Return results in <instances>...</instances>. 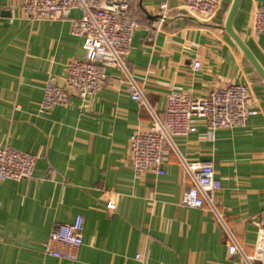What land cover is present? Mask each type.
<instances>
[{"label":"crops","instance_id":"1","mask_svg":"<svg viewBox=\"0 0 264 264\" xmlns=\"http://www.w3.org/2000/svg\"><path fill=\"white\" fill-rule=\"evenodd\" d=\"M162 3L172 22L162 19ZM231 3L223 0L212 24H224ZM23 4L0 0V147L37 162L32 179L0 182V264H244L229 247L236 242L253 254L264 229V82L236 43L219 28L179 20L183 0H133L142 27L127 73L107 69L97 96L40 114L46 81L64 84L67 64L88 54L71 34L79 10L31 22ZM259 8L264 0H242L234 28L264 68V36L252 32ZM130 79L146 104L131 99ZM230 84L250 85L258 100L245 127L210 135L196 119L195 133L168 144L163 176L134 172L131 139L149 132L154 115L163 120L170 94L200 99ZM192 163L214 170V196L201 209L183 204L195 184L185 167ZM117 196L110 215L107 201ZM77 216L84 219L78 261L45 255L52 228Z\"/></svg>","mask_w":264,"mask_h":264},{"label":"built area","instance_id":"2","mask_svg":"<svg viewBox=\"0 0 264 264\" xmlns=\"http://www.w3.org/2000/svg\"><path fill=\"white\" fill-rule=\"evenodd\" d=\"M133 0H24L22 10L27 20L40 22L57 20L62 14L79 10L81 17L72 21L71 34L83 39L88 58L72 61L66 66L64 84L52 77L44 86L40 114L55 107L69 106L73 97L86 102L97 96L109 81L107 69L127 73L125 59L130 55L132 42L142 22L131 12ZM184 10L204 23H213L219 16L223 0H183ZM162 19L169 14L167 3L159 6ZM252 32L264 36V8L254 12ZM200 62L194 69H200ZM129 94L133 101L146 104L144 92L130 79ZM86 107V103H84ZM259 113V103L248 84H230L215 90L206 98L194 99L184 93L168 97L163 120L154 115L147 133L136 134L130 142V158L138 175L165 174L166 149L174 137H186L196 132L194 121L205 122L208 133L218 130L243 128L248 120ZM37 158L11 147H0V182H21L32 179ZM194 179L183 204L190 209H201L211 203L214 196L212 164H185ZM119 197L107 201L106 209L113 215ZM1 206V204H0ZM213 208V206H212ZM214 209V208H213ZM84 219L77 216L70 224H56L43 244L44 254L56 259L77 262L78 250L83 246ZM240 254L244 264H264V229L261 230L253 254L247 255L236 242L229 247V255ZM139 261L144 258L139 255Z\"/></svg>","mask_w":264,"mask_h":264},{"label":"water","instance_id":"3","mask_svg":"<svg viewBox=\"0 0 264 264\" xmlns=\"http://www.w3.org/2000/svg\"><path fill=\"white\" fill-rule=\"evenodd\" d=\"M242 0H232V3L228 9V12L226 14V18L224 21V24L222 26H217L212 23H204L199 21L198 19L190 16L186 10H182L181 16L179 20H187L193 25L199 26V27H210V28H219L223 31H225L228 36L236 43V45L240 48V50L243 52V54L246 56V58L249 60V62L252 64L256 72L259 74V76L262 78L264 82V68L261 66V64L258 62L252 51L249 49V47L244 43L241 36L238 34V32L234 28V20L236 18L238 9L240 7ZM161 18V17H160ZM166 22H172V19H164Z\"/></svg>","mask_w":264,"mask_h":264}]
</instances>
